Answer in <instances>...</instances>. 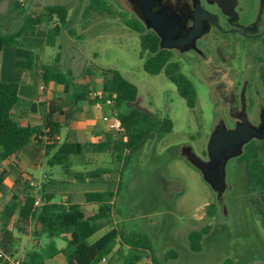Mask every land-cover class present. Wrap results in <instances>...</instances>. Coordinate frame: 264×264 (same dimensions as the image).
<instances>
[{"label": "rangeland", "instance_id": "1", "mask_svg": "<svg viewBox=\"0 0 264 264\" xmlns=\"http://www.w3.org/2000/svg\"><path fill=\"white\" fill-rule=\"evenodd\" d=\"M14 1L24 9V14L14 11ZM109 1L119 8H124L121 0ZM87 2L88 0H0V32L16 30L25 14L35 15L45 6L62 4L69 9L67 27L81 35V40H77L67 33V29L62 30L56 46L48 47L44 44L48 26L41 27L35 37L20 40L21 47L32 49L36 54L32 73L26 74L21 70L23 75H27L26 78L22 80L16 77L14 64H9L3 58L1 61L0 56L1 78L7 76L17 82L21 80L26 91L33 94L40 65L53 62L57 54L60 68L63 71L70 70L76 83L84 81V70L90 64L118 71L137 88V101L132 107L159 117L168 116L173 128L171 133L148 141L120 170V188L114 198L112 223L118 222L119 227L126 231L149 235L156 258L161 264H222L226 258L232 259L236 264H264V229L257 218L248 213L242 214L232 206H229L227 219H224L220 211L215 220L208 218L205 206L212 201V191L201 172L183 154L185 148H190L197 157L204 159L213 125V109L206 87L200 85L186 65L181 66L182 72L191 80L197 92L195 107L188 108L163 72L149 75L144 71V58L139 55L140 43L137 33L118 20L101 16H93L86 29L82 30L81 13ZM91 81V87L99 88L100 77H92ZM59 95L61 94L56 96ZM30 105L29 100L24 99L21 102V106L27 110H30ZM89 106L87 103L79 104L80 113H76L70 120L65 111L58 116L63 123L60 140L64 138L65 133L75 140H84L81 135L77 136L76 132L84 127L85 121L91 119ZM127 107L130 108L131 105ZM42 116L41 112L35 119L30 117V120L40 121ZM94 131H99V127L95 126ZM30 165L23 170L16 168V171L34 188V194L44 177L70 180L61 174L59 167L47 166L42 156L36 164ZM4 167L0 165V180L3 185L0 209L10 202L13 186L11 179L16 174L10 167ZM97 168L115 172L121 168V164H117L110 155L88 151L80 164L73 169L89 172ZM101 179L103 182L96 185H69L68 191L105 190L111 180L114 181L111 188L115 190L118 173H111ZM57 200L65 201V192L60 193ZM82 209L90 215L92 210H97V205H86ZM16 220L17 217L14 216L10 226L13 229L14 246L9 250L15 259H20L27 251L39 250L35 247L37 243L40 248L48 243L49 240L45 236L33 241L30 236L33 227ZM206 225L210 226L209 233L202 241L201 251L195 253L189 248L187 235ZM108 229L109 226L102 223L101 228L88 239V243L94 242ZM54 243L58 248L64 247V242L60 239H55ZM169 251H175L178 254L177 259H166L165 254ZM46 263L65 264L62 255H57L53 261L48 260ZM137 264L151 262L146 256Z\"/></svg>", "mask_w": 264, "mask_h": 264}, {"label": "trees", "instance_id": "2", "mask_svg": "<svg viewBox=\"0 0 264 264\" xmlns=\"http://www.w3.org/2000/svg\"><path fill=\"white\" fill-rule=\"evenodd\" d=\"M14 11L24 14V9L17 1L13 2ZM93 16L107 17L118 20L129 30L139 35L140 58H144L143 69L149 75L164 73L175 86L179 96L184 99L188 108L193 109L197 100V92L191 80L182 72L181 63L170 50L161 49L158 36L147 30L139 17L132 12L117 7L109 0H88L81 13V28L85 30ZM69 9L62 4L48 5L33 15L25 14L20 26L12 32H0V52L4 47H15V66L26 74H31L36 63V54L32 49L20 46L21 39L35 37L36 31L48 26L45 32L44 44L55 47L62 30L81 40V35L68 28ZM101 77L102 95L99 99L90 97L92 77ZM84 81L76 83L70 70L63 71L59 64V54L53 62L40 65V84L44 88L55 83L62 87L61 95L54 98V104L49 107L44 121L39 125H20L13 119V113L21 107L22 99L18 95L19 84L0 81V160H6L17 153H23L32 164H36L40 156L50 167H59L64 180L44 177L40 181L36 194L20 173L16 171L15 162L10 169L16 173L13 177L11 199L0 209V250L14 257L9 250L14 246L13 229L10 228L12 218L17 217L19 223H28L33 227V241L45 236L49 241L39 250L25 252L20 258V264H45L47 260L62 255L65 264H99L108 258V264H137L148 256L151 264H161L156 258L152 239L149 235L137 231H126L113 221L114 198L120 188L121 169L138 153L145 144L155 137L171 133L173 123L168 116L159 117L147 111L132 107L137 101V88L126 80L118 71L103 69L95 65H87L84 70ZM114 96L113 111L117 114L124 127V136L110 132L101 134L96 143L71 142L67 134L60 140L61 129L57 121L63 111L68 119H73L80 113L79 104L93 105L98 100ZM131 105V107H127ZM36 103H31L30 112H35ZM110 155L121 168L116 169L118 180L115 190L109 182L105 190H84L85 203L97 205L92 215H87L82 206L67 200L59 201L57 196L67 192L69 185H90L102 183V177L110 175L109 169L97 168L89 172L74 171L86 152ZM0 194L3 185L0 180ZM39 198L41 204L35 206ZM206 215L213 218L216 214L214 204L205 206ZM105 223L109 229L97 240L88 243ZM264 225V223H263ZM210 226L193 230L187 235L191 251H201L202 241L209 233ZM55 239L64 242V247L58 248ZM118 246V247H117ZM117 247V249H115ZM175 251L165 254L166 259H177ZM1 264V263H0ZM222 264H236L226 258Z\"/></svg>", "mask_w": 264, "mask_h": 264}, {"label": "flooded vegetation", "instance_id": "3", "mask_svg": "<svg viewBox=\"0 0 264 264\" xmlns=\"http://www.w3.org/2000/svg\"><path fill=\"white\" fill-rule=\"evenodd\" d=\"M121 1L135 14L131 0ZM163 1L182 20L188 38L182 44L187 48L170 51L208 92L213 125L207 145L213 136L226 141L235 131L231 142L246 139L226 160L221 186L206 182L216 207L212 219L219 211L227 219L232 206L264 229V0ZM189 152L185 148L184 156ZM201 160H210L207 146Z\"/></svg>", "mask_w": 264, "mask_h": 264}, {"label": "water", "instance_id": "4", "mask_svg": "<svg viewBox=\"0 0 264 264\" xmlns=\"http://www.w3.org/2000/svg\"><path fill=\"white\" fill-rule=\"evenodd\" d=\"M218 1V0H217ZM134 12L147 30H152L160 40V48L165 50H184L182 44L188 41L182 20L163 0H131ZM264 35V28L263 33ZM236 131L227 134L228 137L236 135ZM218 140L213 136L207 145L209 161H203L193 152L186 155V159L202 174L203 179L215 187L223 182L224 165L226 160L236 154L246 139L230 141ZM218 140V141H217ZM230 141V142H229Z\"/></svg>", "mask_w": 264, "mask_h": 264}, {"label": "crops", "instance_id": "5", "mask_svg": "<svg viewBox=\"0 0 264 264\" xmlns=\"http://www.w3.org/2000/svg\"><path fill=\"white\" fill-rule=\"evenodd\" d=\"M37 32H38V30L36 31V34H37ZM0 56H1V61L3 58V60H7L9 64L13 63L15 66L16 58H15V47L14 46L4 47L2 49V51L0 52ZM15 68L16 69L14 71V75L16 77H20V79H22V80L25 79L27 75H23L21 73V70L18 69L16 66H15ZM39 77H40V73L36 77V87H35V90L32 94V93H28L26 91L25 86H23V84L20 82L21 80H18L19 82H17L16 80H12L11 77L2 76V78H1V76H0L1 82H16V83H18L19 84V89H18L19 97L22 100L26 99V100H29L31 103H36V105H37L35 112H30L29 110H27L26 108L21 106L17 111H15L13 113V119L15 121H17L20 125H26V124L39 125V124H42L44 121V117H45L46 113H48V111H49V107H51L53 105L52 101L54 100V96H56L57 94H61V92H62V87L55 84V83L48 84L44 88V90L41 89L42 86L39 83ZM101 85H102V79L100 81V85L98 86L99 89H101ZM55 93H57V94H55ZM39 106H40V108H39ZM89 110H90L89 112L91 115V119L89 121L88 120L85 121L83 123L84 127L77 129V132H76V135L77 136L81 135V137L84 140H80V139L75 140V139L71 138L69 135H67L69 141L80 142V143H83V142L96 143L101 139V134L106 132V130L104 129V126L102 125L101 120H100L102 113L95 110L93 105L89 106ZM41 112L43 113L42 119L40 121L31 122L30 117L35 119L36 118L35 116L39 115ZM53 120L57 121L63 129V123L58 117L55 116L53 118ZM95 126L99 127V131H94ZM62 129H61V134H62ZM66 134L67 133H65V135ZM14 162L16 165L15 168H19L21 170H23V168H28L31 166L30 160L23 153H17L15 155H13L12 157H10L6 160H3V161L0 160V165L5 166V167H7V166L10 167V165L13 164ZM11 182L13 183V178L11 179ZM62 199H64V198L62 197ZM65 200H67L71 203L79 204L82 207L89 205V204L85 203V197H84L83 191L65 192ZM95 211L92 210V214ZM92 214H90V215H92ZM87 215H89V214H87ZM113 223L115 224L117 222L114 221ZM117 247L115 249H117ZM55 257L50 259V260L53 261L55 259ZM108 258L109 257L104 258L99 264H108ZM45 264H47V263H45Z\"/></svg>", "mask_w": 264, "mask_h": 264}, {"label": "built area", "instance_id": "6", "mask_svg": "<svg viewBox=\"0 0 264 264\" xmlns=\"http://www.w3.org/2000/svg\"><path fill=\"white\" fill-rule=\"evenodd\" d=\"M43 89V87H41ZM102 95V90L99 88H90V97L93 99H99ZM114 96L106 98L105 100H98L93 104L95 110L101 112V123L104 126L106 132H110L116 135H123V140L126 141L124 136V127L117 114L113 111ZM41 204L39 198L35 200V206ZM0 263L1 264H20V259L10 257L8 254L0 250Z\"/></svg>", "mask_w": 264, "mask_h": 264}]
</instances>
